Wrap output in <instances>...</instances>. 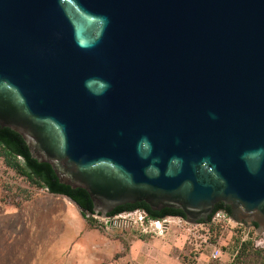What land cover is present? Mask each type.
Returning a JSON list of instances; mask_svg holds the SVG:
<instances>
[{"label":"water","instance_id":"water-1","mask_svg":"<svg viewBox=\"0 0 264 264\" xmlns=\"http://www.w3.org/2000/svg\"><path fill=\"white\" fill-rule=\"evenodd\" d=\"M0 127L101 217L264 232V0H0Z\"/></svg>","mask_w":264,"mask_h":264},{"label":"rangeland","instance_id":"rangeland-1","mask_svg":"<svg viewBox=\"0 0 264 264\" xmlns=\"http://www.w3.org/2000/svg\"><path fill=\"white\" fill-rule=\"evenodd\" d=\"M26 195L28 199H25ZM41 197L70 202L65 196L34 188L6 167L0 155V264H91L84 251L68 253L61 245L54 244L47 218L36 209V206H47V203L35 200ZM221 212L216 211L209 222H199L190 226L191 229L181 224L177 216H168L171 232L182 244L179 261L184 264H231L240 243L248 240L251 248L249 255L243 256L245 264H260L261 258L254 251L261 249L264 255V232H258L253 225L246 229L244 223L233 221L230 215L223 216ZM90 228H97L98 235L115 250L101 264L120 260L133 240L149 235L120 224L109 229L92 224ZM215 248L220 250V256L213 259L211 252ZM199 256L203 257L199 260ZM119 264L130 262L120 261Z\"/></svg>","mask_w":264,"mask_h":264},{"label":"crops","instance_id":"crops-1","mask_svg":"<svg viewBox=\"0 0 264 264\" xmlns=\"http://www.w3.org/2000/svg\"><path fill=\"white\" fill-rule=\"evenodd\" d=\"M35 200L47 203L46 207L36 206V209L41 216L47 218L55 245H61L68 253L84 251L91 264H101V261L113 255L115 250L98 235L97 228L87 227V222L75 203L47 197ZM181 252L182 244L169 226L163 235H143L133 240L126 255L120 257V260H114L113 264H119L120 261H129L130 264H184L179 261ZM202 257L199 256L198 259Z\"/></svg>","mask_w":264,"mask_h":264},{"label":"trees","instance_id":"trees-1","mask_svg":"<svg viewBox=\"0 0 264 264\" xmlns=\"http://www.w3.org/2000/svg\"><path fill=\"white\" fill-rule=\"evenodd\" d=\"M0 155L6 167L13 170L17 175L26 179L34 188H44L47 192L55 195H62L71 199L76 205L83 209L82 215L87 222V227H92L91 220L85 217L86 213H93L92 202L88 193L79 187L71 188L70 186L59 183L51 166L45 162H38L31 157L23 138L15 131L7 127H0ZM23 191H25L23 189ZM28 199V195L25 196ZM142 209L147 212L148 216L153 219H161L167 216H177L184 218V214L179 209L164 208L161 212L152 210L144 202L133 204H124L117 206L109 215H115L124 211H133ZM222 210L230 215L229 206H224L221 202L217 203L209 215V222L216 211ZM256 226L255 223H253ZM102 228V227H101ZM251 248L248 240L240 243L237 254L231 264H245L243 256L249 255ZM254 253L261 258L260 264H264V255L261 249H256Z\"/></svg>","mask_w":264,"mask_h":264},{"label":"built area","instance_id":"built-area-1","mask_svg":"<svg viewBox=\"0 0 264 264\" xmlns=\"http://www.w3.org/2000/svg\"><path fill=\"white\" fill-rule=\"evenodd\" d=\"M221 213L223 216L226 214L224 211ZM85 217L91 220L92 224L106 229L112 228L116 224H120L123 227H135L139 232L149 235H163L167 232V229L170 226L168 216L161 219H153L142 209L124 211L115 215H108L107 217H101L94 213H86ZM177 219L181 224L186 225L188 229H191L190 226H195L187 224L182 217H178ZM219 256L220 250L215 248L211 252V257L216 259Z\"/></svg>","mask_w":264,"mask_h":264},{"label":"flooded vegetation","instance_id":"flooded-vegetation-1","mask_svg":"<svg viewBox=\"0 0 264 264\" xmlns=\"http://www.w3.org/2000/svg\"><path fill=\"white\" fill-rule=\"evenodd\" d=\"M164 209V208H163ZM163 209H161V210H158V212H161Z\"/></svg>","mask_w":264,"mask_h":264}]
</instances>
